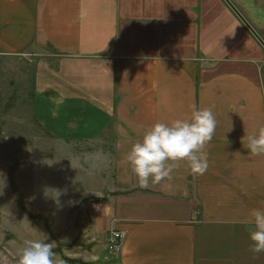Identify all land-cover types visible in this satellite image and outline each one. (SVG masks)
Wrapping results in <instances>:
<instances>
[{
    "label": "crops",
    "instance_id": "crops-1",
    "mask_svg": "<svg viewBox=\"0 0 264 264\" xmlns=\"http://www.w3.org/2000/svg\"><path fill=\"white\" fill-rule=\"evenodd\" d=\"M227 1L264 42V0ZM236 12L226 0H0V58L35 75L43 130L105 150L91 224L106 243L123 233L119 264H264L248 223L264 209V154L247 149L264 129V47ZM199 109L217 122L207 170L181 161L141 188L122 163L132 143Z\"/></svg>",
    "mask_w": 264,
    "mask_h": 264
},
{
    "label": "rangeland",
    "instance_id": "rangeland-1",
    "mask_svg": "<svg viewBox=\"0 0 264 264\" xmlns=\"http://www.w3.org/2000/svg\"><path fill=\"white\" fill-rule=\"evenodd\" d=\"M31 71L0 58V264H18L25 242L44 235L64 264H119L91 224L95 197L106 193L105 150L66 146L43 130L34 114ZM47 103L43 111L52 118L57 108ZM52 126L56 136L67 135L63 121Z\"/></svg>",
    "mask_w": 264,
    "mask_h": 264
},
{
    "label": "clouds",
    "instance_id": "clouds-1",
    "mask_svg": "<svg viewBox=\"0 0 264 264\" xmlns=\"http://www.w3.org/2000/svg\"><path fill=\"white\" fill-rule=\"evenodd\" d=\"M53 99L57 104L62 102V99ZM216 123L211 109L194 110L187 119L156 122L143 129L140 138L123 156L122 163L131 168L141 188L170 180L177 163L181 161L188 162L191 174L201 175L209 167L207 153L203 149L212 139ZM247 139V149L251 154H264V129ZM0 181L5 186L3 173H0ZM248 223L254 225L249 234L252 242L250 250L257 254L264 252V209H253ZM44 237L43 240L25 242L18 264H64L62 259L57 258L48 237Z\"/></svg>",
    "mask_w": 264,
    "mask_h": 264
},
{
    "label": "built area",
    "instance_id": "built-area-1",
    "mask_svg": "<svg viewBox=\"0 0 264 264\" xmlns=\"http://www.w3.org/2000/svg\"><path fill=\"white\" fill-rule=\"evenodd\" d=\"M124 235L121 232L113 231L107 238V251L111 254H119L121 252Z\"/></svg>",
    "mask_w": 264,
    "mask_h": 264
},
{
    "label": "water",
    "instance_id": "water-1",
    "mask_svg": "<svg viewBox=\"0 0 264 264\" xmlns=\"http://www.w3.org/2000/svg\"><path fill=\"white\" fill-rule=\"evenodd\" d=\"M228 5L236 12L234 7L226 0ZM237 13V12H236ZM237 15L241 18L242 22L248 27L250 32L254 35V37L261 43V45L264 47V42L260 39V37L257 35V33L250 27L248 24L244 21V19L237 13Z\"/></svg>",
    "mask_w": 264,
    "mask_h": 264
},
{
    "label": "trees",
    "instance_id": "trees-1",
    "mask_svg": "<svg viewBox=\"0 0 264 264\" xmlns=\"http://www.w3.org/2000/svg\"><path fill=\"white\" fill-rule=\"evenodd\" d=\"M32 73V76H33V82H34V86H35V75L33 74V72H31ZM13 101H15V99L12 97L11 98V102H13ZM9 106V105H8ZM94 202L97 204V203H102V202H104V200H99V199H95L94 200ZM28 213V212H27ZM74 263H71V264H76V263H78V262H76V261H73Z\"/></svg>",
    "mask_w": 264,
    "mask_h": 264
}]
</instances>
